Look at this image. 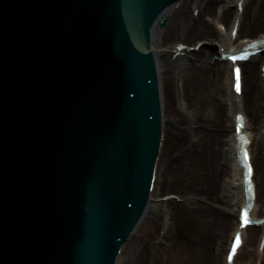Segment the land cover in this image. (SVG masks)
I'll return each instance as SVG.
<instances>
[{
	"label": "water",
	"instance_id": "water-1",
	"mask_svg": "<svg viewBox=\"0 0 264 264\" xmlns=\"http://www.w3.org/2000/svg\"><path fill=\"white\" fill-rule=\"evenodd\" d=\"M181 0H0V264H117L162 144L151 44Z\"/></svg>",
	"mask_w": 264,
	"mask_h": 264
},
{
	"label": "bare ground",
	"instance_id": "bare-ground-1",
	"mask_svg": "<svg viewBox=\"0 0 264 264\" xmlns=\"http://www.w3.org/2000/svg\"><path fill=\"white\" fill-rule=\"evenodd\" d=\"M238 1L181 0L163 14L155 26L151 55L158 83L162 144L148 204L135 231L122 247L117 264H165L168 260L167 248L172 246L174 235L173 208L178 203L172 198L175 197L172 176L186 157L196 159L195 193L187 196L186 206L195 220L205 222L213 232L216 229L219 241L225 236H229L228 241L231 240L238 229V211L235 213L234 209L238 207L239 210L245 202L242 172L236 157L235 116L238 113L244 115L246 133L252 140L250 154L256 185L253 214L259 211L264 215V122L254 135L252 120L246 113L254 111L257 102L264 104L261 71L264 55L242 64V101L232 90L231 64L216 58L230 49H242L246 40L264 37V0H244L242 12L237 8ZM164 18L167 19L166 27L161 26ZM234 27L238 28L235 39L231 36ZM191 41L192 44H189ZM197 44L201 45L198 50L190 49ZM178 46L185 49L180 52L176 49ZM166 81L176 85L177 104L169 119L166 115ZM206 95L209 100L205 109L197 110L198 101ZM167 128L174 129L184 141L183 147L176 153L164 151ZM256 140L257 160L253 149ZM187 174L186 171L184 175ZM261 200L263 203L259 208ZM159 218L164 220L162 233L150 234L146 229L145 234L137 235L141 224L155 223ZM263 229H246L244 244L234 264L240 254L245 264H252V261L264 264V251L259 252ZM246 248L251 250L243 254ZM220 256L221 253L218 258L210 260V264H226L225 255L224 262H221Z\"/></svg>",
	"mask_w": 264,
	"mask_h": 264
},
{
	"label": "rangeland",
	"instance_id": "rangeland-1",
	"mask_svg": "<svg viewBox=\"0 0 264 264\" xmlns=\"http://www.w3.org/2000/svg\"><path fill=\"white\" fill-rule=\"evenodd\" d=\"M233 7L235 4L232 5ZM166 27V26H165ZM180 42V41H179ZM182 42V41H181ZM187 43V42H186ZM192 44V41L189 44ZM188 44V43H187ZM192 47V46H191ZM175 83L172 81H166V106H167V119L170 118V112L173 110L177 104L175 97ZM207 96V95H206ZM204 97L198 101L196 109L203 110L206 107L207 101L209 100L208 96ZM243 98V97H242ZM257 102V101H256ZM247 116L252 120L251 127L255 135L256 130H260L261 125L264 122V104L261 105L257 102L256 109L248 110ZM259 139V138H258ZM184 145L182 137L175 133V130L172 128H167L165 131V143L164 151L166 153H176ZM257 140L254 144V155L257 160ZM195 158H184L181 163L177 166L175 173H173L172 178V192H174L173 200L178 201L177 205L173 208L174 210V221H173V241L172 246L167 248V258L165 264H210L212 259L221 257V262H224V255L226 253L229 241L228 237L225 236V239L219 241L218 233L215 229L213 232L208 224L200 223L195 220L193 215L190 213L188 207L186 206V199L189 198L191 194L195 193ZM223 163V162H222ZM188 172L187 175H184L185 172ZM259 182V175H258ZM178 196L186 197L184 199L177 198ZM263 200H261V207ZM182 205V206H181ZM235 213L238 211V207H235ZM259 212V211H258ZM257 212V217L261 216ZM224 217V216H223ZM163 218H159L155 223L144 222L137 230V235L141 236L145 234L144 231L148 229V232L151 233H162L163 230ZM145 227V228H144ZM144 228V229H143ZM230 234V233H229ZM228 234V235H229ZM258 235V234H257ZM258 239V236H257ZM222 245V247H221ZM223 249V250H221ZM251 249H244V253L250 251ZM243 251V250H242ZM252 264H261L260 261ZM236 264H245L243 255L240 254Z\"/></svg>",
	"mask_w": 264,
	"mask_h": 264
},
{
	"label": "snow or ice",
	"instance_id": "snow-or-ice-1",
	"mask_svg": "<svg viewBox=\"0 0 264 264\" xmlns=\"http://www.w3.org/2000/svg\"><path fill=\"white\" fill-rule=\"evenodd\" d=\"M237 58L244 59L245 56L234 57V59H237ZM239 71H240L239 68H237L236 69V72H237V90H239ZM246 155H247V153H246ZM248 167H249V175H251L252 168H251V164L250 163H249ZM243 220H244L245 225L250 222L249 219H248V216H247V210H245V213H244V216H243ZM236 243H237V245L240 243L239 235H237V237H236ZM230 259H231V257H230Z\"/></svg>",
	"mask_w": 264,
	"mask_h": 264
}]
</instances>
